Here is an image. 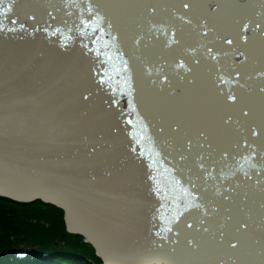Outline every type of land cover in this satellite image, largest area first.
Wrapping results in <instances>:
<instances>
[{
  "label": "bare ground",
  "instance_id": "obj_1",
  "mask_svg": "<svg viewBox=\"0 0 264 264\" xmlns=\"http://www.w3.org/2000/svg\"><path fill=\"white\" fill-rule=\"evenodd\" d=\"M255 1L0 0V189L73 169L45 197L118 262L264 264ZM120 117L145 122L136 155L112 151Z\"/></svg>",
  "mask_w": 264,
  "mask_h": 264
},
{
  "label": "water",
  "instance_id": "obj_2",
  "mask_svg": "<svg viewBox=\"0 0 264 264\" xmlns=\"http://www.w3.org/2000/svg\"><path fill=\"white\" fill-rule=\"evenodd\" d=\"M257 1H259V0H256L255 2H254V6H253V17L254 18H259V16H262L263 15V9H264V0H262L260 3H257ZM259 4H261V5H259ZM245 20H247V19H245ZM255 24H259V22H258V20H252ZM248 23V22H247ZM258 27H260L259 28V31H260V33H263L264 32V26H262V25H258ZM242 29L243 30H246L247 29V26H246V24H243V26H242ZM253 30V27H252V29H250V31L249 30H247L248 32H251ZM252 33V32H251ZM84 36H85V34H84ZM81 44V46H83L84 47V45L82 44V43H80ZM88 49L90 50H88V52H86V54H88V53H91V48L90 47H88ZM92 54V53H91ZM93 55V57H96V55L95 54H92ZM120 57L118 56L116 59H114V61H118V59H119ZM122 59H120V61H121ZM114 61H113V59H112V62L114 63ZM104 62H103V60H99V62H98V64L97 65H92L91 67H93V69L94 70H98V71H100V69H103V67H104V64H103ZM91 67H90V69H91ZM97 79H99V80H96V82L97 83H99V82H101V78L99 77V76H97L96 77ZM102 83V82H101ZM111 101H114V103H116L117 104V106H116V108H119L120 106H122V100H120V101H118V100H115V99H112ZM112 103V102H111ZM125 116H127L126 114H124ZM123 117V116H122ZM122 117H120L118 120H117V125H118V127H116V128H118L119 130H118V134H122V136H124V138H125V141L124 142H121V144L120 145H117V147L116 146H114V148L112 149V151L114 152V151H124L123 149L124 148H126V149H130L131 148V146H132V144L134 143V142H136L137 141V138H139L140 136L141 137H143V136H145V135H147L148 133H147V131L146 132H144L142 129H140L141 127H143L144 125H145V122L144 123H142V124H140V123H138V124H133V123H130L129 121L128 122H126L125 120H123V118ZM146 126H150L149 124L148 125H146ZM151 127V126H150ZM126 130V132L124 131V132H122V130ZM139 140H140V138H139ZM139 140L136 142V144L134 145V149H132V154L133 155H136V152L138 151V149L139 148H141V147H144V146H142V144L141 143H139ZM116 147V148H115ZM158 150H159V147H158V149L157 150H155L156 151V153H158ZM131 151V150H130ZM93 152H96L94 149H93V151H92V154H93ZM142 152H140L139 153V155L141 154ZM147 157L148 158H146L147 160L148 159H152L153 157H151L150 155H147ZM84 164H86V163H82V164H80V165H77V166H75V167H82V165H84ZM73 168V167H72ZM72 170L73 169H69V170H67V171H64V172H62L61 174H59L58 175V177H56V178H54V179H52L53 181H51V183H48L47 185H45L44 187H42V188H35V189H33L32 187H30V186H27V187H29V188H31V189H28V192H20V191H17V190H12V194L9 192V190H11V189H5V188H3V189H0L1 191H4V196H6V197H9V198H12V199H15V198H18L19 199V201H30V200H37V199H41L42 201H44V202H48V203H53V204H55L56 206H59V207H61L63 210H64V212H65V215H64V220H65V222L69 225V219H68V211H67V208L60 202V200H58V199H55V198H46L45 196H47V195H49L50 193H52V191L55 189V188H57V187H59V186H61L60 185V180H62L63 178H66L67 176H69V174L72 172ZM150 170V168H148L147 170H146V172H148ZM99 182H101V181H99ZM98 182V183H99ZM168 184V183H167ZM161 186H163L164 187V189H166V191L168 192L169 191V189L167 188V187H165L164 185H162V183H160V185H158V182L154 185V189H155V191L156 192H158V190H159V188L161 187ZM14 194H16V195H14ZM53 194V193H52ZM18 195H21L22 197H20L19 198V196ZM178 213L179 212H177L176 211V213L175 214H177L178 215ZM67 224H66V226H67ZM66 231H68V232H73V230H70L69 229V226H68V229H65ZM75 232H78V231H75ZM120 242V241H119ZM90 243L96 248V254H98L99 256H100V258H102V260H103V264H124V262H118L116 259V257L112 254V250H113V252L114 253H118L119 252V248L121 247L120 245H121V243H118V244H115L114 246H116L117 248H115V249H109L110 251H108V252H106V251H103V250H100L99 249V247L98 246H96V244H95V242H91L90 241ZM152 250H154V248H151V251ZM128 264H132V263H128ZM141 264H166L164 261L162 262V260H157V259H155V260H152V261H146L145 263L144 262H142Z\"/></svg>",
  "mask_w": 264,
  "mask_h": 264
},
{
  "label": "rangeland",
  "instance_id": "obj_3",
  "mask_svg": "<svg viewBox=\"0 0 264 264\" xmlns=\"http://www.w3.org/2000/svg\"><path fill=\"white\" fill-rule=\"evenodd\" d=\"M43 206L46 207V205H43ZM11 210H12V213H14L13 216L16 221V223L14 224L16 228L15 231L18 232L20 237L25 239L24 241L23 240H18V241L12 240L14 242V243H11L13 247H17V245H19L15 251H12V252L17 251L18 256L13 255L14 253H12V256L10 254V257L15 258V259L13 258V261L15 262V264H19V260L23 261V263L21 264H29L28 262L29 259L33 260L30 262L31 264H34V263L44 264V262H42V258L40 255H41V250H45V249L49 250L51 255L54 254L56 256L55 258L56 260H54V262L56 261L57 264H66L65 256H68L69 254L73 256L75 255L77 258H79V260L81 261V263L79 264H86V262L89 261L88 260L89 258L86 257V260H85V257L81 256V250L77 249L76 247L69 246L67 244L68 237L70 236L71 238H75L74 236H76V234H72V233L68 234L66 233V231L64 232L60 230V227H58L57 225H53V227H50V229L51 228L54 229V232H55V234L51 233L53 235V238H52L53 245H49L47 244V237L42 230V228L46 230L47 226L46 225L39 226L37 224H33L35 222H38L35 219L36 218L35 211L31 213L28 212L27 216H25L24 213L20 210H17L15 208H11ZM23 215L25 217H23ZM6 220H7L6 218L3 219V221L0 220L1 221L0 224H2L0 231H2L3 233H5L6 236H8V233H10V231L12 230V227H9L11 226V221L9 219L8 221ZM9 238H13L12 235H10L9 237L3 238L1 240L2 244L5 246L9 245L8 243ZM78 240H80V237ZM87 244L89 245V243ZM7 247L10 248V246H7ZM23 253L25 255L24 257H23ZM34 256L39 259L38 262L35 261L36 258L34 260Z\"/></svg>",
  "mask_w": 264,
  "mask_h": 264
},
{
  "label": "trees",
  "instance_id": "obj_4",
  "mask_svg": "<svg viewBox=\"0 0 264 264\" xmlns=\"http://www.w3.org/2000/svg\"><path fill=\"white\" fill-rule=\"evenodd\" d=\"M5 201H6V203H5ZM12 204L13 203H9L8 200H2L0 198V220L3 221V219L6 218L7 219L6 221H8V219H9L11 221V226H9V227H12V230L10 231V233H8V236H6L5 233L0 231V264H13V262H14L13 258L14 257L13 258L10 257L11 252L8 251L11 248V243H14L13 241H18V240L24 241L25 240L24 238L19 236L18 232L15 231L16 228H15L14 224L16 223V221H15L14 216H13L14 213H12V210H11ZM41 204H42L41 202L37 201L35 204L31 203V204L26 205L25 206L26 208L22 207V209L24 211L23 210H20V211H22L25 216H27L28 212L31 213V212L35 211L36 212V215H35L36 218L35 219L38 222H35L33 224H37L39 226H44L45 224L41 220L49 222V225H48L49 227H46V230L44 228H42V230L47 237V244L53 245V239H52L53 235L51 233L55 234V232H54V229H52V228L50 229V227H53V225H57L58 227H60V230L64 229L61 209H59L58 207H56L52 204L47 205V207H44ZM24 215H23V217H25ZM0 223H1V221H0ZM1 227H2V224H0V228ZM10 235L13 236V239L9 238V240H8L9 245H7V246H10V248H8L7 246L2 244L1 240L5 237H9ZM74 237L75 238H71L69 236L68 240H67V244L69 246H73V247H76L77 249L81 250V255H83L85 257V260H86V257L91 260V261L86 262V264H100L101 260H100V258L95 257L93 248L90 247V245H88L87 243H83L82 238H80V240H78L79 235H76ZM11 240H13V241H11ZM49 245H47V246H49ZM55 258H56V256L54 254L51 255V253H49L48 255L42 257V262H44V264H57L56 261L54 262V260H56ZM31 260H29V264H31L30 263ZM34 260H35V258H34ZM38 260L39 259L36 258L35 261L38 262ZM93 261H94V263H93ZM21 263H23V261L19 260V264H21ZM65 263L66 264H79V263H81V261L75 255L73 256V255L69 254L68 256H65ZM14 264H15V262H14ZM34 264H37V263H34Z\"/></svg>",
  "mask_w": 264,
  "mask_h": 264
},
{
  "label": "snow or ice",
  "instance_id": "obj_5",
  "mask_svg": "<svg viewBox=\"0 0 264 264\" xmlns=\"http://www.w3.org/2000/svg\"><path fill=\"white\" fill-rule=\"evenodd\" d=\"M184 7H188V5L185 4ZM228 43H232V41L231 40H228ZM230 99H235V97H230ZM233 247H235V245H233Z\"/></svg>",
  "mask_w": 264,
  "mask_h": 264
}]
</instances>
